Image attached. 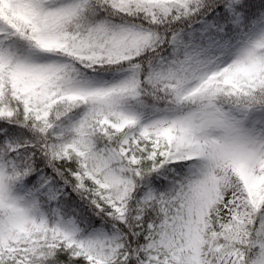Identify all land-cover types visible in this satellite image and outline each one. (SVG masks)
I'll use <instances>...</instances> for the list:
<instances>
[{"label": "snow or ice", "instance_id": "snow-or-ice-1", "mask_svg": "<svg viewBox=\"0 0 264 264\" xmlns=\"http://www.w3.org/2000/svg\"><path fill=\"white\" fill-rule=\"evenodd\" d=\"M0 264H264V0H0Z\"/></svg>", "mask_w": 264, "mask_h": 264}]
</instances>
